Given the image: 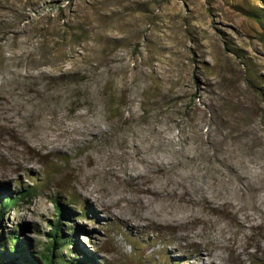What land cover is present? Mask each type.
Instances as JSON below:
<instances>
[{
	"label": "rangeland",
	"instance_id": "rangeland-1",
	"mask_svg": "<svg viewBox=\"0 0 264 264\" xmlns=\"http://www.w3.org/2000/svg\"><path fill=\"white\" fill-rule=\"evenodd\" d=\"M33 186L0 239L35 254L57 199L67 258L264 264V0H0V187Z\"/></svg>",
	"mask_w": 264,
	"mask_h": 264
},
{
	"label": "trees",
	"instance_id": "trees-1",
	"mask_svg": "<svg viewBox=\"0 0 264 264\" xmlns=\"http://www.w3.org/2000/svg\"><path fill=\"white\" fill-rule=\"evenodd\" d=\"M263 15V14H262ZM259 20L261 16L256 15ZM260 22V21H259ZM4 188L0 187V225L3 217L8 214L18 204L35 195L36 188L26 187L20 191L8 196H3ZM57 207V220L55 223L51 222V230L48 232L49 244L39 254H35L31 249V244L26 243L21 236L24 232L22 226L17 228V231H11L7 237L0 239V264H95V255H88L85 257H68L62 252L65 249L75 250L80 249L81 243L78 239V234L82 227L76 225L75 227L68 226L71 231L67 234L64 231L65 225L71 220V211L67 204L55 200ZM83 208V207H82ZM82 210L86 211L85 208ZM97 264V263H96Z\"/></svg>",
	"mask_w": 264,
	"mask_h": 264
},
{
	"label": "bare ground",
	"instance_id": "bare-ground-1",
	"mask_svg": "<svg viewBox=\"0 0 264 264\" xmlns=\"http://www.w3.org/2000/svg\"><path fill=\"white\" fill-rule=\"evenodd\" d=\"M150 139H151V137H150ZM146 142H147V139H146ZM148 142H149V140H148ZM150 143H151V140H150ZM136 148V147H135ZM141 151V150H140ZM179 153V152H178ZM184 154V153H183ZM140 157L139 159H137V161L138 160H141L143 163H146L147 161H145L144 159H142L141 158V155H140V153H137L136 154V157ZM137 157V158H138ZM148 164V163H147ZM145 165V164H144ZM150 166V165H149ZM148 166V167H149ZM148 169V168H147ZM146 173V172H145ZM152 181V180H151ZM149 192H152V193H155V191H153V190H150ZM107 198V197H106ZM123 198L124 197H117L116 199H113V198H110L111 199V201H106V199H101L100 197H95L94 198V202L95 203H100L103 207H105V206H114V205H116V204H118L121 200H123Z\"/></svg>",
	"mask_w": 264,
	"mask_h": 264
}]
</instances>
